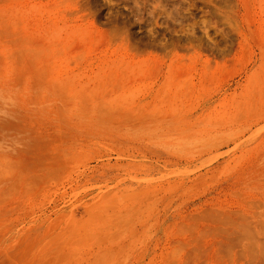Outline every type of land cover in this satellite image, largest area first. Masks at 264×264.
Listing matches in <instances>:
<instances>
[{
  "label": "rangeland",
  "instance_id": "1",
  "mask_svg": "<svg viewBox=\"0 0 264 264\" xmlns=\"http://www.w3.org/2000/svg\"><path fill=\"white\" fill-rule=\"evenodd\" d=\"M0 264H264V0H0Z\"/></svg>",
  "mask_w": 264,
  "mask_h": 264
}]
</instances>
